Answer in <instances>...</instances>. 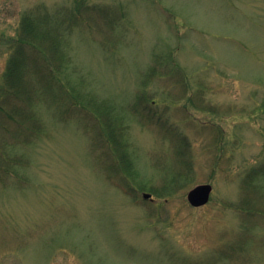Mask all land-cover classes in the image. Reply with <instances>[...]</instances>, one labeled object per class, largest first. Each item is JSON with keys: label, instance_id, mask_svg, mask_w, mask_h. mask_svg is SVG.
Returning a JSON list of instances; mask_svg holds the SVG:
<instances>
[{"label": "rangeland", "instance_id": "374dc122", "mask_svg": "<svg viewBox=\"0 0 264 264\" xmlns=\"http://www.w3.org/2000/svg\"><path fill=\"white\" fill-rule=\"evenodd\" d=\"M26 13L63 29L67 93L126 129L112 144L70 99L38 105L26 185H0V264H264V177L245 182L264 164V0H0V81Z\"/></svg>", "mask_w": 264, "mask_h": 264}, {"label": "trees", "instance_id": "16d2710c", "mask_svg": "<svg viewBox=\"0 0 264 264\" xmlns=\"http://www.w3.org/2000/svg\"><path fill=\"white\" fill-rule=\"evenodd\" d=\"M50 18L55 19L51 16L43 17L26 13L20 23L18 35L11 38L10 42L7 41L12 46L13 53L0 81V114L6 117V130H0L1 186H7L11 178L19 187L26 185L20 172L28 167L29 160L20 149L32 145L40 136L48 135L37 113L38 105L45 100L51 99L56 104L58 100L63 102V97L70 99V103L72 102L75 108V111L69 114L72 115L71 117L79 120L81 117H86L84 112L92 113L108 130L106 135L109 141L112 144L117 141L123 146L117 137L125 133L126 128L122 126L120 130L114 118L106 117L101 104L93 106L88 93L76 96L67 93L69 91L65 83L57 78L58 73H64L68 68L66 60L68 45L63 39V29H60L59 25H52L49 22ZM39 71L40 78H30ZM71 117L66 116L65 118H68L66 121L71 120ZM148 120L151 124L156 123L152 114L151 117L148 115ZM168 177L163 187L152 190L157 197L170 196L181 188L180 175ZM262 177H264V164L251 171L245 182H255ZM121 186L127 195L138 199V192H134L128 185ZM258 214L264 215V212Z\"/></svg>", "mask_w": 264, "mask_h": 264}, {"label": "water", "instance_id": "95a60500", "mask_svg": "<svg viewBox=\"0 0 264 264\" xmlns=\"http://www.w3.org/2000/svg\"><path fill=\"white\" fill-rule=\"evenodd\" d=\"M213 192V186L211 184L198 185L191 189L188 193V201L193 207H202L209 203ZM145 199H151L152 195L144 193Z\"/></svg>", "mask_w": 264, "mask_h": 264}]
</instances>
